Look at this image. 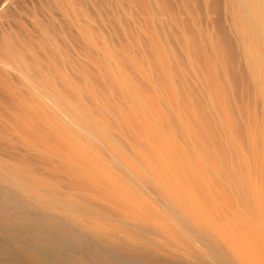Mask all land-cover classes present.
Returning a JSON list of instances; mask_svg holds the SVG:
<instances>
[{
  "label": "bare ground",
  "instance_id": "obj_1",
  "mask_svg": "<svg viewBox=\"0 0 264 264\" xmlns=\"http://www.w3.org/2000/svg\"><path fill=\"white\" fill-rule=\"evenodd\" d=\"M49 1L50 4L49 2L45 4L60 10L66 17L65 20L70 21L69 29L68 26L66 27L68 22L65 21L67 23L64 26L68 29L67 31L70 32L71 26L76 27H73L77 31L74 33L79 34L78 39L80 37L79 40H82L81 43L84 44L81 45L85 48V50L78 49L80 50L78 52L82 50V56L90 53L93 58L89 55L88 62L86 55L84 58L86 57L87 62L84 61L85 59L82 60L83 62L79 61L81 59L78 58L83 57L79 56L80 53L75 54L73 44L68 42L71 38L63 35L65 28L62 26L64 29L62 28L63 31H61L60 28V33L67 37L66 45H71L72 52H74L70 51L72 57L73 54L78 55V58L74 57L77 62H85L84 65H80L81 67H76L77 63L72 58L73 65L70 64L71 54L67 49L65 51V46H63L64 50L59 46L64 43L63 39L65 41V38L59 37L62 43H58L59 39L57 40L56 37L58 38L60 35L59 31H54L56 27L53 25L54 33L52 30L50 33L53 35L58 32L59 35L56 33L57 36L51 37L52 35L47 33L50 29L44 30L47 23L45 26L42 25V19L40 20V24L44 26L42 32L37 30L39 34L41 33V37L37 34L31 36L33 32L31 33L29 29L28 34L25 29L21 33L22 37L25 32L26 37H29L31 33L32 43L34 40L32 37L36 38L35 35L40 38L38 39V44H40V46L37 45L38 49L43 50V47H46L51 55L49 56V52H47L48 54L45 52L48 50L46 48H44L45 51H39L40 55H43V52L48 55L43 56L45 59L38 55L36 47L29 51V54H25L23 50L29 46H26L28 42L22 44V47L26 46L23 50L17 47L22 41H30L25 36L24 38L27 40L21 36L19 37L23 40L14 38L17 40L14 42L16 47L12 44L13 41H10L11 38L10 43L3 41L4 38L7 39V37L3 38V35L6 36L7 33V36L11 37L12 35L8 34L15 33L13 30H16L17 27L10 28V30L13 29L11 33L8 30L1 34L0 40L3 42L0 46V88L2 87L7 95L2 90L3 94H0L5 96H2L4 101H6L5 99L9 100L13 105L12 108H16L14 115L19 111L23 117L22 120H25L23 121L25 123L22 122L23 127L26 128L22 129L23 132L20 130L22 134L17 133L19 127L22 128V123H20L21 125L15 123L18 127H14L15 120L13 121L11 118L13 114L10 116L11 120L6 118L9 116H3V113L2 116L8 121L10 120L12 125L0 116L2 120L8 122L5 124L6 121L4 123L0 120L6 125L0 127V149L6 148L4 151L8 149L13 152L12 154L10 152L11 155L16 154V151L36 154L41 160L38 162L46 168L43 169L39 163L34 164L36 168L33 166L32 159H35L36 155L33 158L30 157L32 156L30 154V156H26L24 152L18 153L19 156L24 154L23 156L30 157L28 159L30 162L27 163L26 157H24L25 160L20 157L18 160L16 154L17 157L11 156L12 159L17 158V161H14L15 158L9 160L7 156L4 158L1 153L0 218H4L3 214L6 213L11 216L14 223L22 224L21 221L25 218L18 212L17 203L48 215L47 218H50H46L48 223H53L52 226L57 228L56 230L60 234L71 235L74 233L72 240L78 245V249L86 255V257L72 256L73 259H76L77 264H137L127 261L128 258L133 257L141 258L147 264H160L159 258L152 255L150 251L163 258L162 264H173V262L178 264V260L181 259L176 258L181 257H177L178 255L171 257L174 255L169 253L171 248H174L173 250L177 248V252L182 251L181 255L186 253L189 256L186 258L183 254V260H185L184 258L186 260L191 259L190 257L195 258V262L191 259L194 264H197V260L201 261L199 264L202 262L204 264H264V0H222L225 3L223 6L226 8L225 16L229 17L230 26L228 27L231 28L234 39V44L231 45H235L234 48L228 47L229 50H233L232 53L235 49L238 57H234V54L231 55V51L228 52L227 48L224 49L227 54L229 53L228 55L233 56L232 58L237 57L239 60L241 69L238 71L239 65L235 66L236 68L233 67L234 73L241 71V77L245 71L247 84L251 88L248 91H250L252 99H249L247 90V94L245 93L247 96L243 95V97H248L251 100L249 106H246L248 99L244 106H240L239 103L235 105L238 95L242 96L244 93L238 91L241 93L240 95L236 90L234 91L232 85L235 80L231 85V80L228 78V74L231 75V72L227 70L229 72L227 74L222 63L224 60L231 59L228 55H226L228 59H225L227 58L226 53L224 58L223 51H221L224 49L218 47L219 44L222 46L221 42L223 43L225 40L223 41L222 37L220 42L218 38L220 43L217 44L218 41L212 38L217 37L212 33L215 29L211 31L214 36L210 32H208L209 35L201 34L199 31L204 29L202 32H205L207 28L202 27L201 29L198 22L192 20V16H189L190 21L197 22L196 25H199L201 29L193 22L195 25H192V28L195 27V29L193 28L194 34L199 32L200 35H198L201 37L207 35L205 38L204 36L200 37V40L197 39V41L193 38L195 47L192 42L190 44V41L193 40L190 38L195 35L189 36L188 31L190 38L186 36V32H184L186 28L184 29L183 26H179L180 28L177 29L173 25L174 31L177 29L176 32H178L174 33V35L178 34L176 35L177 39L174 35L170 36L171 38L175 37L172 40L171 38L167 39L166 35L165 37L160 35L164 31L159 28L166 25L168 19L166 20L165 15L169 9L165 7L168 10H162L165 9V4L161 5L163 7L161 9L160 4L162 3L157 0L159 4L157 2L154 4L153 0L151 4L157 5L155 6L157 9L159 6L164 12L163 15H157L160 14V11L157 10V17L152 13V9L150 20L149 17H146L149 16V12L144 15L147 20L143 16L141 23L138 22L143 27L147 21H151L149 28L151 25L152 30L147 27L151 32L150 35H147L149 32L145 31L144 27V29L142 28L149 36L148 38L141 35L144 32L140 29L141 27L135 26L139 25L138 23L135 25L132 23L134 26L132 28L125 22L129 30L126 29V24L124 27L121 26L122 24L120 25L121 28L123 27L121 31L123 32L124 29L125 33H122L125 35L123 38L126 36L128 38V34L135 27L136 31H138L137 29L141 30V34L137 33L139 34L137 35L134 30L129 36L136 34L137 37L141 35L146 38L145 44L143 42L141 44L140 41L143 40L141 36V40L139 38L140 41L137 40V42L133 37L137 48L140 44V50L141 48L144 50L146 43H155L152 48L151 46L145 48L147 53L151 52L152 65L149 62V57L140 54L142 50L140 52L139 49H134L133 39L130 41L128 39L131 38H128L130 43L127 45L123 43V45L127 49L128 45L130 46L132 43L131 48L136 52L130 48H128L130 52L128 50L125 52L124 49L118 50L117 47L121 43L115 46L116 42L122 41L117 37L121 35H117L118 32L121 33V28L117 26L120 21L124 22L126 12H123L126 14L125 16L120 15L123 20L119 19L120 21L116 23L117 26L112 22L113 26L119 29H117L118 32L114 30L117 32V34L114 32L115 37L119 41L114 38L117 41L112 42L113 33V36L106 34L108 40L111 38L109 43L107 37L101 34L102 31L99 33L98 30H94V26H91L95 21V18L93 19L95 14L94 11H92L93 14L88 12V9H92V5L93 8H97L95 4L90 3L91 0H88L91 7H86L87 12L84 10L85 6L84 8L79 7V10L78 5L74 4L76 2L72 3L70 0ZM84 1L81 0V2ZM128 1L131 2V0ZM191 1L185 2L186 5L187 3L188 5L193 4ZM203 1L202 4L200 3L201 7L197 1V5H199L197 8L205 6L207 11L208 6L206 7V3L204 4ZM81 2L76 4L81 6L84 4ZM209 2V7H213L215 10L216 7L210 5ZM141 3L142 1L140 6ZM147 3H149L147 4V6L149 5L148 9H151L150 0ZM194 4L196 5V2ZM222 4L221 7H223ZM186 5L185 9L191 7ZM193 5L192 7H195ZM52 6H47V8ZM99 6L100 9L101 6ZM131 6L128 18L133 17L136 13L131 14ZM143 6L145 5L143 4L141 7ZM33 7L32 9L35 10ZM132 7L134 8V5ZM106 8L100 9V13L104 12L103 9L110 10H106ZM120 8L122 6L117 9L120 10ZM197 8H194V11L189 9L197 15L198 11L197 14L195 13ZM99 9L96 10L97 15ZM123 9L121 10L123 11ZM202 9V12H205L204 8ZM30 10L31 17H28V8H26L28 15L26 13L25 16L32 20L31 24L28 23L29 26H32V23L40 18L36 21L31 19L33 18L32 12L35 14V11L30 12ZM51 10L49 9L47 12ZM119 10L115 9L114 11L121 12ZM142 10L145 11V9ZM190 11H187V15L189 13L191 15ZM171 12L169 10V13ZM40 13L43 15V12ZM49 13L44 11V14L48 15ZM84 13L93 15L94 21L90 20V15L89 17L86 14L89 19ZM106 13L108 14V12H104V14ZM169 13L167 16L170 19L167 22L171 23V18L173 20L176 15L174 17V14L171 13L173 17H170ZM104 14L100 17L103 18ZM107 14L105 17L111 18ZM115 15L117 13L113 14L117 19ZM35 16L37 18V13ZM63 16L61 15L62 18ZM120 16L118 13V17ZM84 17L88 19L85 20ZM135 17L137 18V15ZM159 17H161L160 19L166 17L161 27H159L161 24ZM196 17L199 19V14ZM196 17L193 19L196 20ZM63 19L62 21H64ZM96 19H99V16ZM137 19L133 21L136 22ZM88 20L93 23L90 25ZM102 20L100 18L101 22L97 21L98 24L95 26L99 30H106L110 23H104L108 24V27L105 25L103 28ZM108 20L110 21V19ZM144 20L146 22L143 24ZM156 20L159 24L156 23ZM128 22L131 24L129 20ZM18 23V27H23V24ZM174 24L178 26V23ZM37 25L35 29H37ZM29 26L27 25V28ZM165 28L162 29L165 30ZM181 28L184 30H180ZM192 28L191 30H193ZM20 29L17 28L19 32ZM69 32H65V34ZM126 33L128 34L126 35ZM15 34L17 35V33ZM198 35L197 37H199ZM74 36L77 37L73 34V39ZM73 39L71 40L73 41ZM147 39L152 41L147 42ZM166 39L174 42L175 40L179 41L181 44L179 50H173L174 43L166 44ZM212 39L215 43L212 42ZM127 40L125 39V41ZM18 41L21 42L17 45ZM75 41H73L74 46L77 47L79 41ZM179 42H177V46H179ZM228 42L230 41L223 44L224 47ZM108 43H114L112 46L116 48L111 47ZM190 46L194 47L195 55H198L194 59L197 57L198 59L200 57L207 59L205 58L203 61L200 58V62L203 61L201 63L199 60H193L194 53ZM205 46L209 49H205ZM149 47L151 49H147ZM35 49L37 53L33 52ZM180 50L183 56L181 59L184 58L183 62L176 58V52H174L178 51L179 53ZM202 50L212 52H205L204 56ZM26 51L28 52V48ZM84 51H87L86 54ZM134 52L142 57H138ZM197 52L198 54H196ZM200 52L203 57L199 56ZM147 53L146 55H149ZM207 54L209 57L212 54V59L209 61H206L208 60ZM25 55H29V57L27 58ZM231 60L224 64L229 66V62H233ZM74 64L76 65L74 66ZM71 65L74 67L73 71L72 68L69 69ZM9 72L13 75V77L9 76L11 80L16 75L17 78L14 79L16 82L18 81L17 85H11L14 80L10 83L7 82L6 77L10 74ZM235 77L234 75V78L231 77V79H236ZM242 90L240 89V91ZM235 92L237 93L236 100ZM2 97L0 100L3 99ZM243 97H239V101L243 100ZM243 101L241 104L244 103ZM1 109L3 108L1 107ZM13 109L8 110L14 111ZM3 112H5L4 109ZM6 114L10 115L8 112H5ZM15 116L17 117L13 116L14 119H21L18 115ZM2 122L0 125L3 124ZM4 151L5 155L6 151ZM7 155L9 154L7 153ZM36 162L37 160L34 163ZM39 165L41 169L37 168ZM26 218V223L31 221L28 217ZM28 219L29 221H27ZM2 220L4 222V219ZM1 232L3 231L0 230ZM81 236L84 238L81 239ZM47 239H49V243L54 240ZM50 245L56 244L51 243ZM59 246L63 247L61 245L56 247ZM24 247L27 248V246ZM161 249L167 251L169 249V251L164 254V252H160ZM31 250L33 253L34 248ZM34 252L36 253V250ZM40 252L34 256L37 258L38 255H41ZM27 256V259L33 257V255L31 258ZM44 256L42 257L45 258ZM40 259L42 260L41 257ZM32 262L30 264H33ZM180 263L182 262L180 261Z\"/></svg>",
  "mask_w": 264,
  "mask_h": 264
},
{
  "label": "rangeland",
  "instance_id": "obj_2",
  "mask_svg": "<svg viewBox=\"0 0 264 264\" xmlns=\"http://www.w3.org/2000/svg\"><path fill=\"white\" fill-rule=\"evenodd\" d=\"M70 1H72V3H73V2H76V3H77V2H81V0H70ZM82 1H84V0H82ZM89 1H90V0H89ZM89 1L86 0V1H84V2H81V3H84V4L81 5V6H80V4H76V3H74V4H75V6L78 5L77 8H78L79 10H80V8H84V6H85L84 10H85L86 12H87L86 7H87V8H90V7H91V6H90L91 4H95V5L97 6V8H93V5H92V7H91L92 9H88V12H91L92 14H93L92 11H94L95 17H94L93 15H90V14H89V15L91 16V17H90V16L86 13V14L91 18V19H90L85 13H84V15H86L90 20H92V21L95 20V21H96V22L94 21V23H96V24H94L93 22H91V21L88 20V22L90 23V25L93 23V25H91V26H92V27L94 26L95 29H94V28H93V29H94V30H98L97 32H99V31L101 32V31H102L103 33L101 32V34H104L105 36H106V34H107V36H108V35L111 36L112 33H113L114 37H111V38H112V42H113L115 39H117L115 36H116V34H117L118 30H119L118 28H116V27L113 26L112 22L115 24V26H117L116 23H118V22L120 21L119 19H121V17H122V16H120V15L123 14V15L125 16V15L127 14V15L125 16L126 18L123 16V17L125 18L124 22L121 23V21H120V23L118 24L119 26H117V27L121 28V27H120L121 24H122L121 26L124 27V24L127 23L128 26H130V27L132 26V28H133V27H134L133 25H135L136 23L142 21V20H141L142 17H143L144 15H147L152 9L155 11V8H156L155 13H154V11L152 10V13H153V14L156 15V13H158V11H160V14L158 13L157 15H163L164 12L161 11V9L163 8L161 5H164V4H165V5H164V8H165V7H166V8L168 7V9L170 10V12L172 11V12H171L172 15L174 14V17H175V15H176V18H177V19H176V18H173V20H172V18H171V23H172V24L170 23V21H169V23H170V24H169V23L167 22V21L170 19V18H168V16H167L168 13H169V10L166 9V8H165V9H162V10H166V11L168 10V13H167L166 15L164 14L167 18H166V17H163V19H160L161 17H159V19L161 20V22H160L161 24H159L157 20H156V23L160 25V26H159V25H157V26L161 27L162 22H165V21H163V20H165L164 18H166V20L168 19V20L166 21V23H165L166 25L164 24V25L167 26V27L165 28V26L163 27V25H162V28H165V30L162 29V28H161V29L159 28V30L164 31V33H165V31H166V34H164L163 32L160 33V31L158 30L159 33H160V35H162V36L164 35L163 37H165V35H166V36H167V39H170V38H171L170 36H173L174 33L177 31V29L180 28L179 26H183L184 29L186 28V30H187V29L189 28L190 30L188 29V30L186 31V30H184V29H182V28H181L180 30H184V32H186V33H185L186 36H188V33H189V36L191 35V37L195 35V36L192 37V38H190L189 36H188V37L190 38V40L193 39V38H195L196 41H197V39L200 40L199 38L201 37V36H199V35H200L199 32H201V34L204 33V34H208V35H209L208 32L211 33V31L215 29V31H214V32L212 31V33H213L214 35H216L217 37H212V38H213V39H216L215 41H218V40L222 39V37H223V41L225 40L223 43L221 42L222 40H220L221 45L223 46V48H222V46H220V44L218 45L219 48H220V47H221V49L227 48L226 50H227L228 52H230L231 50H229V49H230L229 47L232 46L231 44H234V39H233V36H232V34H231V30H230L231 28L229 29V27H228V26H230V23H228V21H229L228 18H229V17H228V15L225 16V15H226V14H225V13H226V8L224 7V6H225V3H224V1H222V0H214V1L209 0L210 2H209L208 0H205V1H203V0H192L191 2H192L193 4H194V2H196V5H195V4L193 5V4H190V3H189L190 5H188V3H187L188 6H191V7H189V8H191L193 11L195 10L194 8H197V6L200 5V7H201V4H202L201 2H202V1L204 2V4L206 3V7L208 6V8H209V9L207 8V11H208V12L206 11L205 6L202 7V8H204L205 12H204V11L202 12L203 9H202V8H199V7H198L197 10L195 11V13L198 11L199 19L196 17V16H198L197 13H196L197 15H195V14L192 13V11H190L191 9L187 8V9H188V10H187V9L184 8L185 5H186L185 2H188V0H186V1H185V0H157V1H159L160 3H162V4H160L161 9L159 8V6H158V9H157V7H155V6H157V5H154V4H157V3H158L156 0H155V1H154V0H153V1L150 0V4H151V1L154 2V4H151L152 6L150 5V8H151V9H148V6H149V5L147 6V4H149V3H147L149 0H148V1H147V0H140V2L142 1V3H141L142 5L144 4L145 6H147L146 8H147V11H148V12L146 11V8H144L145 6H143V7H141L142 5L140 6V2H137L138 0H131V2L134 1L135 3H131V2L129 3L128 0H127V1H126V0H91V1H90V3L92 2L91 4L89 3ZM143 1H145L146 3H145V2L143 3ZM197 1L199 2V5H197V3H198ZM221 1H222V2H221ZM46 2H47V3L49 2V4H50V1H49V0H46L45 2H44V0H0V37L2 36V35H1L2 33H6V32H8V30L10 31L9 33H11V30H13V29L10 30V28H14V27L16 28V27H17L18 30H19L20 27H21V29H22V31H21V29H20V32L17 30V28H16V30H13V32L17 33L18 36H17L15 33H13V32H12L13 34H8V35H12V36H14L13 38H12V36H11V37L7 36V33H6V36L3 35V38H4V37H7V39H8V37H9V39L7 40L6 38H4V40H3V38H2V40H3V41H7V42H9V40H10V38H11L10 41H13L12 44L15 45L14 42H16L17 40H19V39H21V38H24L25 35L27 36V34L29 33L28 29L31 30V33L33 32L32 34L30 33L31 36H33L34 34H37V36L41 37V35H40L41 33L39 34V33L37 32V30H38L39 32H40V31L42 32V28L46 25L45 23H47V27H46V28L44 27V30H45V29H46V30H49V29H50L49 31H47V33L49 32V35H50V36L52 35L50 32H52V31H53L52 29H54V28L52 27L53 25H54V27H56V29H55L54 31L57 30V31H59V33H60L61 31H63V30H62L63 27L66 29V27L68 26L67 28L69 29V28H70V27H69V26H70V23H69L70 21L68 22L67 20H65L66 17L63 16V14L61 13L60 10H57V8L53 7L52 5H49V4L46 5V4H47ZM156 2H157V3H156ZM208 2L210 3V5H214V6L216 7V9L214 10L213 7L210 8L209 5H208ZM214 2H215V3H214ZM40 3H41V6H40ZM43 3H44V4H43ZM45 3H46V4H45ZM119 3H120V5H118ZM184 3H185V4H184ZM200 3H201V4H200ZM211 3H212V4H211ZM222 3H224V4H222ZM103 4H105V6H103ZM127 4H128V5H127ZM129 4H130V5H129ZM131 4L134 5V8L132 7L133 5L131 6ZM158 4H159V3H158ZM221 4H222V6H223V5H224V6L221 7ZM30 5H31V6H32V5H33V6L35 5V6L40 7V8H37V7L35 8V7L32 6L33 8H35V10H34V9H32V7H31ZM44 5H45V6H44ZM99 5H100L101 7H100ZM106 5H107V6H106ZM187 5H186V6H187ZM192 5L195 6V7H192ZM29 6H30V7H29ZM43 6H44V7H43ZM47 6H52V7H50V8L48 7V8H47ZM82 6H83V7H82ZM89 6H90V7H89ZM98 6L100 7L101 10H102L103 7H104V8L107 7L106 10L110 9V10H108V11H105V9H103V10H104V12H108V14H107V13H106V14H107L109 17L111 16V18H106L107 16H106V14H104V12H101L102 14H104V15H103V18L100 17L102 14L100 13L101 10L98 8ZM108 6H109L110 8H109ZM121 6H122V8H120V10L117 9V8H119V7H121ZM125 6H129V7H127V8L129 9V10H128L129 12L127 11V8H126ZM130 6H131V11H132L131 14L134 13V12H136V13H134L135 15H133L134 19H133V17H132L131 15H130V16H131L132 18H131L130 16H129V17H130L131 19L128 18V14H130ZM42 7H43L44 9H43ZM79 7H80V8H79ZM116 7H117V8H116ZM152 7H153V8H152ZM215 7H214V8H215ZM217 7H218V9H217ZM26 8H28V13H29V9H31L30 12H32V10H34V11H35V14H34V12H32V17H33V18H31V19H33V20L36 21V20H38V18H40L38 21L35 22V23H38V24H40V20L42 19L41 21H43L44 23H43V22H41V23H42V25H44V26H42V25L40 24V25L42 26V27H41L40 25H37V24H35V23H32V26H29V25L31 24V21H32V20H29L30 18L28 19V17H31V13H29V16H28V17L25 16L26 13H27ZM51 8H53V9L51 10ZM123 8H126V9L124 10ZM141 8H142V9H145V11L142 10ZM24 9H25L26 12L24 11ZM36 9H37V11H36ZM45 9H46V10H45ZM49 9H50L51 11H48V12H47V10H49ZM55 9H56V12L58 13V15H57L56 12H54ZM93 9H94V10H93ZM97 9H99V12H98L99 14H98V15H97V11H98ZM115 9H116V11L119 10V11H121V12H116V11H114ZM121 9H123V11H122ZM133 9H134L135 11H134ZM211 9H212V11H211ZM222 9H223V10H222ZM224 9H225V10H224ZM40 10H41V11H40ZM84 10H82V11L85 12ZM96 10H97V11H96ZM111 10H113V11H111ZM157 10H158V11H157ZM186 10H187L188 12L190 11V12H191V15H190V13L187 15V11H186ZM44 11H45V13H49V12H51V13H49V14H50V15L52 14V15L50 16L49 14H48V15H47V14H44ZM82 11H81V12H82ZM142 11H144V12H142ZM166 11H165V13H166ZM185 11H186V13H185ZM223 11H225V12H223ZM40 12H43V15H42V13H40ZM52 12H53L54 14H53ZM95 12H96V13H95ZM123 12H126V14L123 13ZM146 12H147V13H146ZM161 12H162V14H161ZM173 12H174V13H173ZM24 13H25V14H24ZM28 13H27V15H28ZM36 13H37V15H38L37 18H36V16H35ZM114 13H115V14L117 13V15H115V16L117 17L118 20L115 19V17L113 16ZM118 13H119V16H120V17H118ZM120 13H121V14H120ZM138 13L140 14L139 16H138ZM142 13H143V14H142ZM145 13H146V14H145ZM152 13L150 12L149 16H146V17H149V18H148L149 20L151 19L150 17H151V14H152ZM171 13H169V16H170V17H173V16L171 15ZM206 13H207V14H206ZM59 14H60V16H59ZM109 14H110V15H109ZM40 15H41V16H40ZM61 15L63 16L64 19L61 17ZM96 15H97V17H96ZM136 15H137V18H138V19L135 17ZM141 15H142V16H141ZM157 15H156V16H157ZM34 16H35V17H34ZM39 16H40V17H39ZM44 16H45V17H44ZM46 16H47V17H46ZM48 16H49V17H48ZM86 16H85V17H86ZM92 16H93V19L95 18L94 20L92 19ZM98 16H99V19H96V18H98ZM105 16H106V17H105ZM189 16H190V17L192 16V17H191L192 20L198 22V23H197V22H194V21H193V22L195 23V25H196V23H197V24L200 25L201 29H202V27H203V28L206 27L207 30H209V31H207V30L205 29V30H206V31H205L206 33H205L204 31L202 32V30H204V29L201 30L200 27H199V25H196V26H198V28H199L201 31L196 32V34H194V29H195V27H193L194 29L192 28V25H193L194 23L192 22V20L190 21L191 18H189ZM85 17H84V19H85ZM146 17L144 16L143 18L147 20ZM153 17H155V16L153 15ZM153 17H152V19L154 20ZM157 17H158V16H157ZM194 17H196L197 19H196V20L193 19ZM34 18H35V19H34ZM61 18H62L64 21H62ZM72 18L74 19V16H72ZM88 18H86L85 20H87ZM100 18H101V20L103 19V20H102L103 23L101 24V26H103L104 23H107V22H108V24L110 23L109 28H106V30L103 29V30H105V31H103V30H101V29L99 30L98 27L95 26V25L98 24V22H101V21H100ZM139 18H140V20H139ZM106 19H107V20H106ZM108 19H110L111 22H110ZM111 19H113L114 21H115V20H117V21L114 22V21L111 20ZM135 19H137L136 22L133 21V20H135ZM155 19H156V18H155ZM105 20H106V21H105ZM121 20H123V19H121ZM128 20L130 21L131 24H129ZM146 20H144L143 24L146 22ZM29 21H30V22H29ZM65 21H67L68 23L65 22ZM97 21H98V22H97ZM131 21H133V22H131ZM18 22H20V25L23 24V27L25 26V27L27 28V25H28L30 28L28 27V28L26 29V28H23L22 26L18 27V26H19V23H18ZM22 22H23V23H22ZM49 22L51 23V26H50V23H49ZM125 22H126V23H125ZM150 22H151V21H150ZM150 22L147 21V23H145V25L143 26L145 29H144L143 27H141V24H139V23H138L139 25L136 24L135 26H136V27L138 26V28L141 27L140 29L143 28L145 31L147 30V32H149V34L147 33V35H150L151 32L148 31V29H147V27L149 28V23H150ZM28 23H30V24H28ZM66 23H67L68 25H67ZM132 23H133V25H132ZM140 23H141V22H140ZM174 23H178V26H177V24H174ZM34 24H35V25H34ZM48 24H49V26H48ZM65 24H66V27L64 26ZM108 24H104L103 28H105V25L108 27ZM127 24L125 25V27L127 26ZM143 24H142V25H143ZM150 24H151V23H150ZM168 24H169L170 26H169ZM36 25H37V29H35ZM72 25H73V24H72ZM173 25L177 28L175 31H174L175 27H174ZM195 25H193V26H195ZM62 26H63V27H62ZM98 26H99V25H98ZM111 26H113V27H111ZM128 26H127V27H128ZM152 26H153V25H152ZM157 26H156V28L158 29ZM189 26H190L193 30H191V28H190ZM40 27H41V28H40ZM50 27H51V28H50ZM73 27H74V26H73ZM73 27L71 26L70 32L67 31L68 29L65 30V29L63 28V29H64V33H63V35H67V37H68V38H71V39H73V38H72V35H73V34L77 35V37L74 36V37L76 38V41H75V38L73 39V41H75V42H77V41L80 42V43L77 42V44H78V45H76L77 47L74 46L75 43H74L71 39L68 41V39H66L67 37H66V36H62L61 33H60V35H61V36H60V35L58 34V32H55V34H53L51 37H53V36L55 37V35H56V33H57V34L59 35L58 38L56 37L57 40L59 39V40H58V43H59V42L62 43V41H61L60 38H62V39L65 38V41H64V39H63V42H64L65 44H64V43H63L62 45L59 44V46L61 47L62 50H64V49H63V48H64L63 46H65V47H66V48H65V51L68 50V53H69V54H71L72 50L75 49V51H74L75 54L80 53L79 56H82V52H83V51L81 50V52H78V51H80V50H78V49H81V48H82V49L85 50V48H83V45H84V44L81 43L82 40H79L80 37H79V39H78L79 34H78V33H74V32H77V31L74 29V28H76V27H74V28H73ZM123 27H122V28H123ZM127 27H126V29L129 28V27H128V28H127ZM136 27L134 28L136 34H137V33H140V34H141V32H140L141 30L139 31V29H137L138 31H136ZM178 27H179V28H178ZM15 28H14V29H15ZM33 28H34V29H33ZM38 28H39V29H38ZM48 28H49V29H48ZM60 28H61V31H60ZM110 28H111V29H110ZM112 28H114V29L112 30ZM115 28H116V29H115ZM122 28L120 29V31L122 30ZM132 28H131V29H132ZM196 28H197V27H196ZM198 28H197V31H198ZM23 29H25V31L27 30V31H26L27 34H26V32L24 31L25 33L23 34V37H22ZM32 29H33V30H32ZM40 29H41V30H40ZM107 29H108V30H107ZM117 29H118V30H117ZM131 29H130V30H131ZM143 29H142V30H143ZM6 30H7V31H6ZM34 30H36V31H34ZM51 30H52V31H51ZM74 30H75V31H74ZM114 30H117V32H115ZM128 30H129V29H128ZM128 30H125V31L128 32ZM134 30L132 29V32H133ZM144 30H143L142 32H144V34H145L146 32H145ZM149 30H152V29H151V25H150ZM16 31H17V32H16ZM54 31H53L52 33H54ZM107 31H108V32H107ZM112 31H113V32H112ZM188 31H189V32H188ZM190 31H192V32H190ZM195 31H196V30H195ZM21 32H22V33H21ZM34 32H35V33H34ZM36 32H37V33H36ZM65 32H69V33H68V34H65ZM95 32H96V31H95ZM100 32H99V33H100ZM105 32H107V33H105ZM114 32H115L116 34H115ZM132 32H131V33H132ZM135 32H134V33H135ZM187 32H188V33H187ZM19 33H20L21 35H20ZM71 33H72V35H71ZM122 33H124V29H123V32L121 31V33L118 32V34H117V35H119V34L122 35V37H121V35H119L120 37L117 36V37L119 38V40H120V41L122 40V41H121V42H116V41L118 40V39H117V40H115L114 42H116V43H115V46H116V45H119L118 43H121L122 45L120 44V46H124V47L121 48V47L119 46V47H117V49H118V50H119V49H121V50L124 49L125 52H126V50L129 51L128 48H130L132 51H135L136 49H139V45H140V44H138V48L136 47V46H137V43H136L137 40H138V41L141 40V38H140L141 35H143V36H145V37L147 36L146 34H145V35H144V34H141L140 36L137 37V35H139V34H137V35H136V34H133L131 37H129L131 33H129V34L126 33V35L128 34V38H131V39H128L127 36H126V38H123V37L125 36V35H124L125 33H124V34H122ZM176 33H178V32H176ZM190 33H191V34H190ZM212 33H211V34H212ZM14 34H15V35H14ZM30 34H29V37H26V36H25V38L30 39V37H31ZM169 34H170V35H169ZM198 34H199V35H198ZM213 34H212V36H214ZM104 35H103V36H104ZM113 35H112V36H113ZM176 35H178V34H176ZM176 35H174V36L176 37ZM197 35H198L199 37H197ZM221 35H222V36H221ZM19 36H21V38H20ZM37 36L35 35L34 37L37 38ZM56 36H57V35H56ZM105 36H104V37H105ZM107 36H106V37H107ZM143 36H141V37L143 38L144 41H143V40L140 41L141 44H142V42H143V43L146 42V40H145L146 38H144ZM151 36H152V35H151ZM151 36H150V38H151ZM203 36H204V38H205L207 35H203ZM203 36H202V37H203ZM220 36H221V38H220ZM16 37H17V40L14 39V38H16ZM59 37H60V38H59ZM133 37H135L134 39H136V40H135L136 42H134ZM148 37H149V36H147V38H148ZM175 37H173V38H175ZM196 37H197V38H196ZM202 37H201V38H202ZM208 37H210V36H208ZM25 38H24V39H25ZM36 38H33V37H32V39H34V40H33V43H32V40L30 39L31 44H30V41L27 40V39H25V40H27V41H25V42H24V41H22V42H21V41H18L17 45L19 44V42H21V43H20L21 46H20V44H19L17 47H19L20 49L22 48L21 50H23V48H26V46L29 45V46L27 47V48H28V52L26 51L27 48L23 50V52H24L25 54H26V53L29 54V51L33 50L35 47L38 49V47L40 46V44H38V43H39V40H38V39H40V38H37V39H36ZM111 38H109V40H110ZM114 38H115V39H114ZM137 38H138V39H137ZM139 38H140V40H139ZM173 38H171V40H172ZM218 38H219V39H218ZM0 39H1V38H0ZM5 39H6V40H5ZM13 39H14V40H13ZM123 39H124V42H123ZM125 39H126V40L128 39V40H130V41H132V39H133V42L135 43V44H133V45H134V46L136 45V46L134 47L135 50L131 48V44H132V43L130 44V46H129V45H128V47L126 46L127 49L125 48V45H123V43L126 44V45H127V43H130L128 40L125 41ZM167 39H166V40H167ZM175 39H177V37H176ZM195 39H193L192 41H190V44H192L193 41H194ZM213 39H212V42L215 43V41H213ZM217 39H218V40H217ZM15 40H16V41H15ZM21 40H23V39H21ZM35 40H36V41H35ZM57 40H56V41H57ZM66 40L69 42V44H71V45L73 44V46H72V47H74L73 49L71 48V45H68V46L71 48V50H70V48L66 45V44L68 43V42L66 43ZM109 40H108V37H107V41H108V42H109ZM119 40H118V41H119ZM147 40H148V39H147ZM166 40H165V41H166ZM231 40H232V41H231ZM3 41L0 40V46H1V43H2ZM37 41H38V42H37ZM149 41H152V40H148L147 42H149ZM196 41H195V42H196ZM226 41H230V42H228L227 46L225 45V47H224L223 44L226 43ZM26 42H28V44H27ZM70 42H71V43H70ZM72 42H73V43H72ZM112 42H111V43H112ZM169 42H170V44H173V43H174L173 45H175V47H174L173 45H171V46H173V48H174V49H173V48H171V49H173V50H179V47H180V45H181L179 41H176V40H175V42H174V41H169V40H167V41H166V44L169 43ZM171 42H172V43H171ZM177 42H179V46H177V45H178ZM191 42H192V43H191ZM220 42L218 41L217 44L220 43ZM9 43H10V42H9ZM25 43H26V46H25V47H22ZM34 43H35V44H34ZM36 43H37V44H36ZM109 43H110V42H109ZM109 43H108V44H109ZM138 43H139V42H138ZM149 43H150V44H147V43H146V46H145V47L142 45V46L144 47L145 53L142 54V52H144V50H142L143 48H141L142 52H141V50L139 49L141 53H140V52H138V53H140L142 56L145 55V56L149 57V62H150V64H152V62L150 61V60H152V59H151L152 57H151V55H150L151 52H149V51H151V50H149V51H148L149 53H147L145 48H146L147 46H151V48H152V46H153L155 43H154V44H152L153 42H149ZM22 44H23V45H22ZM79 44H80V45L83 44V45H81V47H80ZM144 44H145V43H144ZM176 44H177V45H176ZM194 44H195V43H193L192 45L194 46ZM217 44H216V45H217ZM33 45H36V46H33ZM37 45H39V46H37ZM109 45H110L111 47H113V48L115 47V46H112V45H114V43H113V44H109ZM133 45H132V46H133ZM142 46H141V47H142ZM193 46H192V47H193ZM195 46H196V45H195ZM195 46H194V47H195ZM228 46H229V47H228ZM234 46H235V45H234ZM234 46H232V47L234 48ZM15 47H16V45H15ZM29 47H31L32 49H30ZM47 47H48V46H47ZM67 47H68V48H67ZM78 47H79V48H78ZM169 47H170V46H169ZM190 47H191V46H190ZM192 47H191V49H193V50H192V53H194V55H193L192 53H191V54L193 55V60H195L196 58L194 59V57H196V56H198V55H195V52H196V51L194 50V47H193V48H192ZM206 47H207V46H205V49H209V48H206ZM232 47H231V48H232ZM0 48H1V47H0ZM44 48H46V47H43V50H41V49L39 50V49H38L37 52H39V51H45ZM115 48H116V47H115ZM151 48L149 47V48H147V49H151ZM176 48H177V49H176ZM47 49H48V48H46V50H47ZM66 49H67V50H66ZM180 49H181V48H180ZM203 49H204V48H203ZM226 50H225V49H224V50H221V51H223V53H222L223 55H222V56H223L224 58H225L226 55L229 54V53H228V54L226 53V52H227ZM35 51H36V49H35L33 52H35ZM70 51H71V52H70ZM132 51H131V52H132ZM137 51H138V50H137ZM152 51H153V50H152ZM203 51H204V50H202V53H203V55L205 56L206 53L209 52L210 50H208V51L205 50L204 52H203ZM225 51H226V52H225ZM232 51H233V50H232ZM232 51H231V55L234 54V55H233L234 57L237 56V54H236V52H235V49H234V53H232ZM0 52H1V51H0ZM37 52H35V53H37ZM45 52H46V53L49 52V54H48V53H47V54H48L49 56H51V55H50V51H49V49H48L47 51H45ZM45 52H43V53H44L43 55L41 54L42 56L40 55V52L38 53V55L42 58L44 55H47V54H45ZM74 52H72V53H74ZM84 52H85V54H86L87 51H84ZM129 52H130V51H129ZM135 52H136V51H135ZM135 52H134V53H135ZM174 52H176V53H175L176 56H177L176 58L180 59V60L183 62L184 58L181 59V57H183V56H182V51L180 50L179 53H178V51H174ZM205 52H206V53H205ZM211 52H212V51H210V53H211ZM41 53H42V52H41ZM68 53H67V55H68ZM88 53H89V52H88ZM132 53H133V52H132ZM146 53L149 54V55H146ZM177 53L180 54V58L178 57ZM202 53L200 52L199 56L201 55V56L203 57ZM204 53H205V54H204ZM210 53H209V54H210ZM225 53H226V54H225ZM0 54H1V53H0ZM75 54H73V57H72V54H71V57H70V55H68V56L70 57V58L68 57L69 60H70V64L72 63V65H73V62H71V61H72L71 59L74 58L75 56H76V57L78 56V55H75ZM135 54H136V53H135ZM140 54H139V55L136 54V55H138V57L140 56V58H141L142 56H141ZM196 54H198V52H197ZM224 54H225V56H224ZM38 55L36 54V56H38ZM48 55H47V56H48ZM83 55H84V54H83ZM86 55H87V54H86ZM86 55H84V56H86ZM89 55H90V53L87 55V58L85 57V58L87 59V61L90 60V59H88V58H89L91 55H90V56H89ZM25 56H26L27 58L29 57V55H28V56L25 55ZM84 56H82L83 58H78V57H77V58H78V59H81V60H79V61L83 62L82 60L85 59ZM88 56H89V57H88ZM92 56H93V55H92ZM92 56H91V57H92ZM145 56H144V58H145ZM207 56H208V60H206V61H209V59H212V58H211V57H212V54L210 55L211 57H209L208 54H207ZM233 56L228 55V57H230V58L233 60V62H229V64H230L229 66L225 65L226 63L224 64V62H228V61L231 60V59H228L227 56H226L227 58H225V59H228V61H227V60L225 61V60L222 58V59L224 60V62L222 61V63H223V65L225 66V70H226L227 74H228L229 72H231V75H232V76H231L230 74H228V76H229L228 78L231 80V81H230V82H231V85L233 84V82H234V80H235L234 85H232V86H234V91L236 90L237 93H238V91L241 92V93H244V94H242V96H239V95H238V98L236 97V96H237V93H236V92L234 93V94H235V95H234V96H235V100H236V98H237L236 101L234 100V101H235V105L239 103L240 106H241V105L244 106V104L248 103V104H246V106H247V105L249 106V105L251 104V102H250L251 100H249V99H250V98L252 99V95H250L251 93H250V91H248V90H251V88H250V86H248V84H247L248 81H247V79H246L245 71H244V75L242 74V76H241L242 78H244L243 80H242V78L240 77V75H241V73H242L241 71H240V72H237V73H234V72H235V69H234L233 67H235V66L237 67V65H239L240 63H239V60H237V59H238V58H237L238 56H237L236 58H232ZM150 57H151V58H150ZM92 58H93V57H92ZM200 58H201V57H200ZM200 58H199V59H200ZM205 58H206V57H205ZM205 58H201V59H203V61H204ZM42 59H45V57H43ZM86 59L84 60L85 62H87ZM178 59H177V60H178ZM199 59H198V57H197V59H196L195 61H197V60H199ZM206 59H207V58H206ZM146 60H147V59H146ZM180 60H179V62L182 63ZM232 60H231V61H232ZM74 61H76V63H77V65L74 64V66L76 65V67H77V66H80V65H82V64H83V65L85 64V62H84V63L77 62L76 58H74ZM203 61L201 60V62H203ZM88 62H89V61H88ZM199 62H200V60H199ZM201 62H200V63H201ZM74 63H75V62H74ZM231 63H232V64H231ZM72 65H71V67H70L69 69L72 68V71H73L74 67H72ZM86 65L89 66L88 64H86ZM152 65H153V64H152ZM226 66H227V67H226ZM80 67H81V66H80ZM236 67H235V68H236ZM238 67H240V65H239ZM78 68H79V67H78ZM237 69H238V71H239V70L241 69V67H240V68H237ZM237 69H236V70H237ZM227 70H230V71L228 72ZM9 73H10V74H9ZM9 73H8L9 75L6 77L7 82L10 83L11 81L14 80V82H12L11 85H17L18 81L16 82V81H15L16 79H14V78H17V77H15L16 75H14V78H12V80H11V78L9 79V76H11L12 73H11V72H9ZM69 73H72V72H69ZM234 75L236 76V77H235L236 79H233V80H232L231 77L234 78ZM243 76H244V77H243ZM11 77H13V75H12ZM8 79H9V80H8ZM0 81H1V79H0ZM232 81H233V82H232ZM188 82H190V81H188ZM14 83H16V84H14ZM189 84H191V82H190ZM0 86H1V83H0ZM248 87H249L250 89H249ZM179 88H180V87H179ZM180 89H181V88H180ZM240 89H243V90H245V91L242 90V91H243V92H242V91H240ZM1 90H2V92H3L4 94L7 95V93H5V92L3 91V88H2V87L0 88V93L3 94V93L1 92ZM181 90H182V89H181ZM246 90H247V92H249V93H248V97H249V99H248V97H245V96H247V95H246V94H247ZM251 92H252V91H251ZM241 93H238V94L241 95ZM245 93H246V94H245ZM1 94H0V96H1ZM243 95H245V96L243 97ZM2 96L5 97L4 95H2ZM2 96H1V97H2ZM234 96H233V97H234ZM1 97H0V98H1ZM3 97H2V98H3ZM6 97L8 98V96H6ZM239 97H243V98H244V99L242 98L243 100L246 99L245 101H243V100H241V98H240V100L244 102L243 104H241L242 102L239 101ZM8 99H9V98H8ZM233 99H234V98H233ZM247 99H248V102H246ZM2 100H3V102H2ZM2 100H0V101H1V102H0V106L2 105L1 107L4 109V111H5V112H8L10 115H8V114L5 115V112H3V109H1V110H2V114H1V110H0V114H1L0 116H2L3 113H4L3 116H5V117H6V116H9V118L6 117L7 119H11V118H12L13 121L15 120V122H13L14 124L16 123V124L21 125L20 123H22V122L25 121V120H22L23 117L21 116V114L19 113V111H17V113H16L15 115H18V117H20L21 119L18 118V119L16 120V118L14 119V117H17V116L14 115V112L16 111V108H15V107H13L14 109L12 108L13 105L9 102V100L5 99L6 101H4V98H3ZM237 101H238V102H237ZM236 102H237V103H236ZM245 102H246V103H245ZM249 102H250V103H249ZM8 104H9V105H8ZM3 105H4V106H3ZM7 105H8V106H7ZM246 106H245V107H246ZM1 107H0V108H1ZM10 107H11V108H10ZM7 108H8V109H13L14 111H12V110L9 111ZM5 109L8 110V111H6ZM244 109H245V108H244ZM12 114H13L14 117L11 116ZM19 115H20V116H19ZM3 116H2V117H3ZM10 116H11V118H10ZM2 117H0V118H1L0 120H2ZM5 117H3V118L6 119ZM4 119H3L2 121H4ZM7 119H6V120H7ZM12 119H11V120H12ZM6 120H5V121H6ZM18 120H19V121H18ZM2 121H0V124H1ZM5 121H4V123H5ZM7 121H8V120H7ZM7 121H6V122H7ZM8 122H9V124H10V120H9ZM8 122L5 123V124H8ZM11 122H12V121H11ZM2 123H3V122H2ZM4 123H3L2 125H0V127H1V126H6V125H4ZM23 123H25V122H23ZM23 123H22V128H21V126L19 127L20 129L17 128V129H19V130L16 131V132H17V133L19 132V134H22V133H20V130L24 129V127H25V126L23 127V125H24ZM16 124L13 125V126H14V127H15V126L18 127ZM10 125H12V124H10ZM8 126H9V125H8ZM11 127H12V126H11ZM11 127H10V128H11ZM25 128H26V127H25ZM15 129H16V128H15ZM17 129H16V130H17ZM209 129H210V130L212 129L211 126H210ZM25 130H26V129H25ZM23 131H24V130H22V132H23ZM25 132H26V131H25ZM23 134H25V133H23ZM4 149H6V148H4ZM4 149H2V150L0 149V156L2 157V154H3V157L5 158V157L7 156V157L9 158V160H13V159L15 158L14 161H15V160L17 161V158H16V157H17V155H18V160H19V157H20L21 159H24V160L27 158V159H26V162L28 163V162H30V160H28L30 157L35 158V157L37 156L36 154H34V155H36V156H34L32 153H29V152H27V151H26L27 154L25 153V151H20V152H24V154H25L26 156H30V155H32V156H30V157H26V156H23L24 154L19 156V154H18V153H20L19 151H16V152H15L17 155H16V154L11 155L13 152L8 151V149H7V151L5 150V151H6V152H5ZM3 151L5 152V155H4ZM10 152H11V154H10ZM1 153H2V154H1ZM7 153H8L9 155H7ZM20 154H22V153H20ZM29 154H30V155H29ZM14 155H15L16 157H14V158L12 159V157H13ZM9 156H10V157H9ZM11 156H12V157H11ZM21 156H22V157H21ZM24 157H26V158H24ZM8 158H6V159H8ZM10 158H11V159H10ZM21 159H20V160H21ZM31 159H32V158H31ZM27 160H28V161H27ZM32 160H33V166H34V167H35V166L41 161V160L38 158V156H37L35 159H32ZM32 160H31V161H32ZM35 160H37L36 163H34ZM38 161H39V162H38ZM34 164H36V165H34ZM39 164H40V163H39ZM40 165H41V167L43 166V164H40ZM40 165L37 166V168L40 167ZM41 167H40L39 169H41ZM44 167H45V166H43V169H44ZM35 168H36V167H35ZM45 168H46V167H45ZM45 170H46V169H45ZM17 204H18V205H17V206H18V207H17L18 212H19L20 214H22V215L24 216L25 219H27L26 217H28V218L31 220V221H30L31 223H30V222H27V223H26V222H25V219H23V221H21L22 224H20V223H14L13 220L11 219V216H9V215L6 214V213L3 214V215H4V218H0V219H1V220H0V221H1V223H0V230L3 231V232L0 233V264H30L32 261H33V262H32L33 264H41V263H42L46 258H48V257H49V258H48L46 261H44L45 263L43 262V264H46V263H47V264H77L76 261H75L76 259H73L74 256L81 255V256H83V257H86V255L83 254V253L78 249V247H77L78 245H76V244L74 243V241L72 240V237L74 236V233H72L71 235L60 234V233L56 230L57 228H55L54 226H52L53 223H52V224H51V223H50V224L48 223L47 219H50V218H47L48 215H46V214H44V213H42V212H40V211H37V210L31 209V208L25 207V206L22 205L21 203H17ZM3 215H1V217H3ZM46 218H47V219H46ZM2 219H4V222H3ZM29 219H28L27 221H29ZM19 222H20V221H19ZM24 222H25L26 224H25ZM28 223H30V224H28ZM15 224H17V225H15ZM19 224H20V225H19ZM27 224H28V226H27ZM31 224H32V225H31ZM23 225H24V226H23ZM25 225H26V226H25ZM29 225H31V226H29ZM67 227H68V226H67ZM68 228L71 230L70 227H68ZM29 230H30L31 232L34 231V232H33L34 235H33V233H31ZM36 231H37V232H36ZM35 232H36V233H35ZM77 234H79V233H77ZM46 236H48V237H46ZM45 238H46V239H47V238H51L50 241L54 239V240H53L54 243H53V241H51V242L49 243V242H48L49 239L46 240ZM83 238H84V237L81 236V239H83ZM45 240H46V241H45ZM55 241H57V242H55ZM58 242H59V243H58ZM154 242H155V241H154ZM154 242H153V244H155ZM48 243H49V244H48ZM51 243H52V244H56V245H50ZM57 244H58V245H61V247H62V246H63V247L60 248V246H59V247L57 248V247H56V246H58ZM21 246H22L23 248H22ZM24 246H27V248L30 247L31 249L34 248V250H36V253H35L34 250H33V253H35V254H33V253H32V250H31L30 248H29V249H30V250H29V249H27V248L24 247ZM53 246H55L56 248L53 247ZM24 249H25L26 251H25ZM38 249H39L41 252H40ZM166 249H167V248H166ZM166 249H165V250H162V249H161L160 252H161V253L164 252V254H167L166 252H168L170 248L168 249V251H167ZM173 249H174V248H171V250H170V252H169L170 255H171V254H172V255L174 254V255L171 256V257H176V255H178L177 257H181V258H176V259H181V260H178V264H183L184 262H185V264H194L192 260H194L195 258L193 259L192 257H190L192 260H191V259H187V260H186V258L189 257V256H187L186 253H183V254H185V257L187 256L186 258H184L185 260H183V258H182V257H183V254L181 255L182 251L179 250V252H180V253H179V252H177V248H176V250H173ZM23 250H24V251H23ZM28 250H29V251H28ZM37 250H38V251H37ZM99 250H104V249H99ZM23 252H24V253H23ZM37 252H38V254H39V252H40V254H41V255H38V257H37V258H39V259H40V257L42 258V260L40 259V261H39V259L36 258V256H37V255H36ZM150 252H151L152 255L157 256V258H159L158 260H160V261H158L157 258H155V260L158 261L160 264H162V261H163L162 259H163V258H162L160 255H158V254L155 255L154 253H152V251H150ZM150 252H149V254H150ZM29 254H30V255H29ZM43 254H44L45 256H44ZM27 255H28V256H27ZM32 255H33V257L31 258ZM34 255H36V256H34ZM168 255H169V254H168ZM170 255H169V256H170ZM26 256L29 257V258H31L32 260H31V259H27ZM42 256H44L45 258H43ZM47 256H48V257H47ZM58 256H59V257H58ZM72 256H73V257H72ZM158 256H160V257H158ZM25 258H26V259H25ZM58 258H59V261H60V262L58 261ZM128 259L131 260V261H129ZM128 259H127L128 262H135V263H137V264H147V263H146L143 259H141V258L133 257V258H128ZM29 260H30V262H28ZM182 260H183V261H182ZM188 260H189V261H188ZM190 260H191L192 262H191ZM41 261H42V262H41ZM47 261H48V262H47ZM74 261H75V262H74ZM180 261H181L182 263H180ZM195 261H196V260H194V262H195ZM39 262H41V263H39ZM175 262H176V261H175ZM199 262H201V261L197 260V264H199ZM166 263H167V262H166ZM171 264H172V263H171ZM173 264H177V262H176V263L173 262ZM200 264H201V263H200ZM202 264H204V263L202 262Z\"/></svg>",
  "mask_w": 264,
  "mask_h": 264
}]
</instances>
